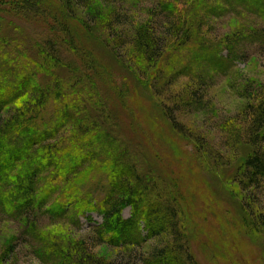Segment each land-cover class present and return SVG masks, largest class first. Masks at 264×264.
Wrapping results in <instances>:
<instances>
[{"label":"rangeland","instance_id":"1","mask_svg":"<svg viewBox=\"0 0 264 264\" xmlns=\"http://www.w3.org/2000/svg\"><path fill=\"white\" fill-rule=\"evenodd\" d=\"M51 1L92 55L93 71L52 28V17L19 15L8 5L0 33L11 47L0 46V61L15 57L21 69H38L41 52H54L49 68L63 62L69 75L87 70L83 97L159 175L183 237L173 230L149 237L142 221L141 244L102 240L104 194L92 172L81 179L86 209L68 203L53 214L50 201L23 216L0 201V264H155L162 249L196 264H264V177L246 188L236 173L239 159L256 149L248 133L264 103V15L233 0ZM36 73L45 83L52 78ZM31 99L27 93L0 110V121ZM122 213L134 217L133 205Z\"/></svg>","mask_w":264,"mask_h":264},{"label":"trees","instance_id":"2","mask_svg":"<svg viewBox=\"0 0 264 264\" xmlns=\"http://www.w3.org/2000/svg\"><path fill=\"white\" fill-rule=\"evenodd\" d=\"M233 1L264 15V0ZM52 4L51 0H0V17L2 12L8 11L7 5L19 15L29 12L35 19L52 17V28L66 38L69 48L83 56L87 69L93 71L92 55L82 48L70 22L50 7ZM10 44L0 33V46L4 52ZM41 54L43 57L39 60L43 69L37 64L35 68L38 69H21L15 57L0 61V76L1 70L8 72L7 79L0 78V110L27 93L32 96L10 118L0 121V201L23 216L48 206L50 201L56 202L48 210L53 214L65 213L68 203L75 204L78 211L86 209L89 204L86 198L90 193L86 192V183L81 179L88 181L93 172L92 181L101 187L96 192L104 194V224L98 230L102 240L107 234L111 237L108 241L113 244H141L145 237L142 221L149 237L173 230L181 239L183 228L177 219L178 211L172 205L173 201L168 203L170 198L162 191L159 175L142 165L141 154L121 140L101 115L93 112L89 106L91 98L86 101L83 97L85 75H91L87 70L86 74L75 71L69 75L63 70V62H56L55 69H51L49 63L44 62L57 54L51 52L48 55L43 51ZM38 71H46L52 78L42 82ZM142 82L146 89L150 87L147 81ZM118 99L115 97L114 100L118 102ZM116 102L115 108L118 107ZM254 118L248 136L256 149L241 157L236 168L242 187L246 188L264 177V149L260 145L264 140V103ZM170 119L181 131L173 114ZM56 138L58 140L53 142ZM85 165L89 168L83 170ZM47 170L50 172L43 185L41 177ZM130 204L134 207V217L125 219L123 207ZM179 249L184 253L182 246L178 252ZM153 259L155 264H196L192 256L188 259L177 255L171 257L167 249L157 250Z\"/></svg>","mask_w":264,"mask_h":264}]
</instances>
